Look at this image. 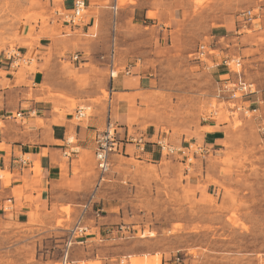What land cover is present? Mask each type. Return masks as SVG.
Segmentation results:
<instances>
[{
	"label": "rangeland",
	"instance_id": "rangeland-1",
	"mask_svg": "<svg viewBox=\"0 0 264 264\" xmlns=\"http://www.w3.org/2000/svg\"><path fill=\"white\" fill-rule=\"evenodd\" d=\"M135 4L149 10L146 17L125 10ZM85 7L70 26L61 0H0V58L20 55L27 40L30 64L12 68L33 73L34 44L61 39L95 17L96 36L88 39L99 50L115 49V71L135 65L152 80L154 91L138 104L139 126H158L173 153L164 150L155 163L112 156L80 208L37 210L20 222L7 208L0 264H63L65 254L66 264H264V135L251 115L236 112L244 97L222 91L225 79L238 76L218 81L211 69L219 64L227 73L223 61L239 60L240 68H231L241 82L264 91V0H100ZM246 11L251 20L242 17ZM200 46L206 53L197 60ZM214 130L220 140L206 145ZM33 171L40 173L36 165ZM78 221L89 235L72 239ZM120 226L122 233H105Z\"/></svg>",
	"mask_w": 264,
	"mask_h": 264
},
{
	"label": "crops",
	"instance_id": "crops-1",
	"mask_svg": "<svg viewBox=\"0 0 264 264\" xmlns=\"http://www.w3.org/2000/svg\"><path fill=\"white\" fill-rule=\"evenodd\" d=\"M82 1L87 7L100 2ZM61 2L63 9L70 11L73 0ZM125 10L142 17L149 12L138 4L127 5ZM95 27V17H91L86 27L69 29L70 33L63 34L61 39L49 42L42 38L34 44L36 70L30 74L20 73L7 58H0V215L9 208L11 219L20 222L27 221L30 213L37 210L80 208L98 181V172L94 171V138L105 128L108 118L116 127L123 150L118 156L149 163L161 160L159 144L166 141L162 132L152 123L139 126L142 121L138 104L154 91L150 86L152 80L137 71L135 65L126 64L110 78L106 67L110 51L99 50L89 40L96 36L90 33ZM70 35L73 36L64 38ZM30 44L23 42L22 57L29 54ZM99 51L102 54L98 55ZM113 52L114 66H118L114 48ZM75 53L79 54L77 62L71 59ZM222 67L217 64L211 68L212 72L218 70L214 75L218 81L227 74ZM125 69L129 75L123 73ZM244 100V106L253 108L264 100V91ZM79 109L83 110L82 118H77ZM89 109L87 116L85 111ZM19 112L20 118L15 116ZM220 133L221 130H214L207 134L206 145L217 143ZM126 136L140 139L142 152L135 151L133 144L126 142ZM35 165L39 174L33 171ZM96 240L97 235L88 241ZM140 260L132 258L130 263L139 264Z\"/></svg>",
	"mask_w": 264,
	"mask_h": 264
},
{
	"label": "built area",
	"instance_id": "built-area-1",
	"mask_svg": "<svg viewBox=\"0 0 264 264\" xmlns=\"http://www.w3.org/2000/svg\"><path fill=\"white\" fill-rule=\"evenodd\" d=\"M85 3L82 0H73L72 7L69 12L62 15V21L70 26H76L80 19L83 16V13L85 12ZM115 12V6L112 8ZM242 17L245 20H251L252 15L250 11L243 12ZM206 46H200L198 48V52L195 54V59L201 60V58L205 55ZM108 59V62L106 64V67L108 69L110 78H113L114 75H116L115 72V66H114V52L113 49L110 51V53L106 56ZM8 61H11V66L16 64V62H22L24 64H29V60H25L23 57L19 55V53L14 52L11 55H8L7 57ZM104 57H100L101 60H103ZM72 61L77 62L79 61V54L75 53L72 55ZM223 65L227 68V75L230 73H234L238 76V79L236 82L231 83L229 79H225L222 86V91H225L229 94V98L231 100H236L238 97L236 94H239L240 97H249L253 94H256L257 91L252 89L253 85H246L245 83L241 82V79L239 77L238 72H234L231 68V65L233 68H240L241 63L239 60H225L223 61ZM125 75H129V71L127 69L123 72ZM239 97V98H240ZM83 110L79 109L76 113L77 118L84 117V114L82 113ZM236 112H241L244 117H247V115H251L257 121V126L259 128V131L261 134L264 135V100H259L255 107H245L242 103L240 107L236 108ZM16 117H21L22 114L19 112ZM128 141H126L129 144H133L135 151L142 152L143 150V143L138 138H133L131 136L127 137ZM94 158L96 163V170L98 172V180L102 181L104 176L109 172L110 164H111V157L112 156H118L122 155L123 150L120 148V141L117 138L116 135V127L114 124L109 120L107 121V124L105 128L98 132L95 135L94 138ZM161 152L166 150V153H173V150L169 147H166L163 143L159 144ZM167 148V149H166ZM85 207V206H84ZM96 218H100L98 212L95 214ZM123 226H120L119 229L115 231L107 230L105 233L114 234L122 233L124 231ZM89 227L82 223V221H78L74 228L70 231L71 238L77 239L82 238L86 235H89ZM70 245V242L68 243ZM63 264H66V254L63 258Z\"/></svg>",
	"mask_w": 264,
	"mask_h": 264
}]
</instances>
